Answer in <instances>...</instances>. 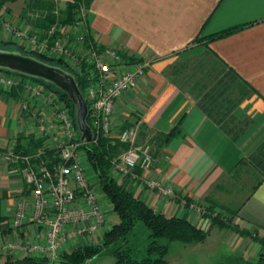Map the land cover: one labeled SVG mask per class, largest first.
<instances>
[{
    "label": "crops",
    "instance_id": "0c3cea01",
    "mask_svg": "<svg viewBox=\"0 0 264 264\" xmlns=\"http://www.w3.org/2000/svg\"><path fill=\"white\" fill-rule=\"evenodd\" d=\"M51 1L62 8L77 2ZM79 5L85 10L81 26L100 51L112 48L149 63L138 88L117 100L113 134L140 123V136L151 135L154 155L146 176L172 187L175 195L162 196L143 180L112 170L115 178L155 209L204 228L219 227L182 200H232L236 206L227 210L235 216L234 224L263 239L264 0H79ZM228 29L232 32L210 40ZM25 82L24 77L13 88L0 86V264L8 253L23 257L28 255L25 246L46 240L31 212L21 227L14 226L16 206L31 198L32 189L4 158L16 144L27 153L42 152L40 143L46 140L39 117L32 113L43 107L42 99L28 98ZM24 100L30 111L22 109ZM34 142L40 145L33 148ZM237 181L250 185L248 192L242 188L230 196L226 186ZM92 183L100 190L106 225L80 244L101 242L108 223L118 219L95 177ZM220 229L238 256H259L264 250L249 235ZM8 242L19 249H3Z\"/></svg>",
    "mask_w": 264,
    "mask_h": 264
},
{
    "label": "built area",
    "instance_id": "2783aa9c",
    "mask_svg": "<svg viewBox=\"0 0 264 264\" xmlns=\"http://www.w3.org/2000/svg\"><path fill=\"white\" fill-rule=\"evenodd\" d=\"M55 33V26H52L32 40L37 43L40 38L45 39L44 46L49 51L71 56V64L72 60H75V46H68L67 41L54 39ZM77 38L78 48L84 46L88 51L87 56L83 57L85 62L89 61L85 91L88 116L98 133L110 136L113 133V115L117 100L127 91L138 88L140 80L146 75L149 63L136 58H126L112 48L100 51L93 40H86L83 36ZM76 63L75 61L72 65L75 66ZM19 78L22 77L0 71V86L13 88ZM24 88L28 98L43 100L45 96H49L52 101L51 91L34 82H25ZM54 104L58 116V121L55 122L47 121L46 116L39 114L38 110L32 111L44 127L42 137L46 139V143L41 147L42 152L21 153L11 148L4 154L10 171L21 175L32 189L31 198L21 199L16 206L14 226L21 227L28 212H31L32 221L45 229L46 240L44 243L32 242L24 249L28 255L46 256L48 264L57 263L63 248L78 246L79 244L71 243L98 235L106 225V214L98 198V189L88 179L85 159L83 160L80 154L85 141L81 139V134L75 132L74 121L65 104L58 100ZM30 108L27 100H24L22 109L30 111ZM139 131L138 124L119 131L118 136L126 143L127 149L114 159L113 171L122 177L143 180L148 188L157 190L162 196H174L172 187L157 178L146 176L145 172L154 164V155L149 144L138 142ZM62 135H68L70 142L55 144L61 161L50 167L47 165L48 160L44 158L48 149L46 144L48 140L57 142ZM185 199L182 200L184 205L200 214L201 207L193 202L188 203ZM3 249L16 251L19 247L13 242H8Z\"/></svg>",
    "mask_w": 264,
    "mask_h": 264
},
{
    "label": "trees",
    "instance_id": "16d2710c",
    "mask_svg": "<svg viewBox=\"0 0 264 264\" xmlns=\"http://www.w3.org/2000/svg\"><path fill=\"white\" fill-rule=\"evenodd\" d=\"M16 1L18 0H0V13L6 4ZM76 8H79V0L67 4L64 8L66 14L64 22L74 21ZM231 32L232 29H228L214 34L210 37V40L222 37ZM0 50L20 53L49 65L62 68L75 77L85 97L87 66H84L81 71L75 72L64 62L63 58L50 60L44 55L35 52ZM0 71L11 72L22 78L27 77L39 80L46 84L47 87L54 89L59 99L70 108L74 126L78 133L81 134L77 123L76 105L65 91L42 78L22 74L3 67H0ZM87 122L92 128L93 139L89 142L85 141L81 146L85 154L84 161L90 169H92L99 188L111 202L118 219L104 231L101 242L86 243L70 249H63L59 254L56 264H86L94 258L107 255L114 257V262L112 264H168L167 256L172 242L179 241L184 244H198L206 241L209 234L207 228L200 227L188 218L170 216L155 209L138 197L132 190L127 188L123 182L117 180L112 174V169L114 167L113 161L120 153L127 149V145L115 138L98 133L93 128L89 116ZM39 145L37 142H34L33 148H37ZM13 149L21 153H27L29 151L20 144H16ZM53 152V150L47 149L44 154V158L48 160L47 165L50 167L61 161L59 157L56 159L54 158ZM208 201H210V198H208ZM211 210H213V206L206 207V211L208 212L204 214L206 218H210L211 225L220 228H229L241 235H249L254 240L264 245V238H259L257 232L241 229L234 223H231L234 216L229 218L231 222L225 221L220 214H214V211ZM140 224L144 225L149 231V241L146 245L145 253L142 255L135 250L134 246L129 245L130 234ZM228 261L231 262L230 264H264V250L260 252L255 262L247 260L243 256H235L234 258L228 259ZM4 264H48V258L46 256L33 255L15 257L8 253L4 259Z\"/></svg>",
    "mask_w": 264,
    "mask_h": 264
},
{
    "label": "rangeland",
    "instance_id": "374dc122",
    "mask_svg": "<svg viewBox=\"0 0 264 264\" xmlns=\"http://www.w3.org/2000/svg\"><path fill=\"white\" fill-rule=\"evenodd\" d=\"M64 8L65 7L62 8L56 2L51 0H18L16 2L6 4V6L1 10L0 13V49L19 50L22 52H35L44 55L50 60L63 58L64 62L75 72L81 71L84 66H87L89 69V64H87L89 63V61L85 62V59H83V57L85 58L87 56L88 51L86 47L80 46V48H78L77 45L79 42L77 38L78 36H83L84 38H86V40H92L91 36L88 35L86 29L81 26V24L83 23L82 19L85 15V10L79 5V8H76L75 10L76 13L74 21L64 22V18L66 17ZM52 26H55L56 30V33L53 37L54 39H59L60 42L67 41L68 46H75V60H72V63L75 61L77 62L75 66H73L72 63L70 64L72 59L71 56H65L62 53H58V51H55L53 53L49 51V49L44 46L45 39L40 38L37 43L33 42L32 39L34 37H36L38 34H43L46 29ZM28 81L34 82L44 89H48L51 91L50 97L52 98V101H50L49 96H45V98H43L42 100L43 107L38 110V113L46 116L47 121H58L56 105L54 104V102H57V100H61L59 99L56 91L52 88L47 87L46 84L39 80L26 77V82ZM61 102L64 103L63 101ZM65 106L68 108L69 114L73 119L70 108L66 104ZM136 124L141 127L140 123H135V125ZM75 132L78 131L76 130ZM118 133L117 135H114L112 133V135L108 137L115 138L122 142L118 136ZM138 135L140 136V131ZM77 136L78 135H76V137ZM150 136L151 135L148 134L145 136L141 135L140 137H138V142L141 144H149L151 146V151H153ZM67 137L68 135H62L60 138H58L57 142L48 140L46 146L49 150L54 151L53 156L55 159L59 157L60 154L55 144H65L67 142H70V138ZM41 144L45 145V140L41 141ZM80 154L84 160V152L82 151ZM85 166L87 177L92 182V180L94 179V173L92 169L89 168L86 162ZM115 174H118V172H115ZM237 182L239 183L226 186L232 192L230 196H236V194H238L242 188L245 190L243 192L244 194L248 192L250 185H248L247 183H240V181ZM214 197L217 198L218 194L217 197ZM185 200H187L188 203L193 202L198 204L201 207V212L199 215H202V217H204V214L208 212L206 211V207L208 208L210 206H213V210L211 211H214V214H220L225 221H230L229 218L234 216L230 211L227 210V208L229 210L235 208L236 202L232 200H225L220 198L216 200L215 204L211 202V198L210 201L207 200L204 203H198L196 202V200L192 201L187 197ZM193 212L195 213L197 211L195 210ZM231 223H234V218ZM108 225L111 226L113 225V223H108ZM110 226H108V228ZM206 228L209 230V234L206 241H204L203 243L184 244L179 241L172 242L170 251L167 256L168 264H230L231 262L228 261V259L238 256L239 252H237V250L233 248L234 245L231 244V241L227 237L223 236L225 231L220 229V227L213 229L209 227ZM148 236V229L144 225L140 224L130 234L129 245L134 246L135 250L138 251L140 255H142L145 253L146 245L149 241ZM80 243H82L81 239L77 244ZM244 255L247 260L253 262L257 261L258 259V255L253 256V254L247 253H245ZM113 262L114 257L111 255H107L94 258L86 264H112Z\"/></svg>",
    "mask_w": 264,
    "mask_h": 264
},
{
    "label": "water",
    "instance_id": "95a60500",
    "mask_svg": "<svg viewBox=\"0 0 264 264\" xmlns=\"http://www.w3.org/2000/svg\"><path fill=\"white\" fill-rule=\"evenodd\" d=\"M0 67L42 78L65 91L76 105L77 123L81 139L88 142L93 139L92 128L87 122L88 102L71 73L33 57L3 50H0Z\"/></svg>",
    "mask_w": 264,
    "mask_h": 264
}]
</instances>
